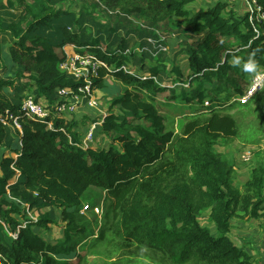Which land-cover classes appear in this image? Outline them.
Returning a JSON list of instances; mask_svg holds the SVG:
<instances>
[{
    "label": "trees",
    "instance_id": "1",
    "mask_svg": "<svg viewBox=\"0 0 264 264\" xmlns=\"http://www.w3.org/2000/svg\"><path fill=\"white\" fill-rule=\"evenodd\" d=\"M203 1L81 0L73 11L62 6L75 0H0V264H261L235 243L232 220L264 226V163L236 188L235 161L216 146L240 138L241 117L264 133V83L246 104L237 101L264 70V22L250 24L221 0L189 10ZM251 2L264 13V0ZM176 35L185 41L176 39L170 56ZM65 47L106 65L94 87L108 75L125 86L101 125L105 147L83 150L75 145L81 125L56 119L48 129L23 108L31 97L53 114L57 91L77 87L59 68L67 57L54 54ZM249 60L254 76L243 67ZM234 106L238 113H225ZM94 192L103 198L100 222L84 215ZM56 210L62 233L48 241Z\"/></svg>",
    "mask_w": 264,
    "mask_h": 264
},
{
    "label": "rangeland",
    "instance_id": "2",
    "mask_svg": "<svg viewBox=\"0 0 264 264\" xmlns=\"http://www.w3.org/2000/svg\"><path fill=\"white\" fill-rule=\"evenodd\" d=\"M216 1L217 0H205L203 2L195 3V4H192L189 6V10H191L192 12H195L197 9H200V8L201 9L202 8L203 9L204 8H210V7L214 6ZM80 6H81V0H75V3L70 5V7L68 6V4H66V5L62 6V9L63 10H69L70 9L73 11H78ZM89 9L93 10L90 13V15H92V16L97 15L98 20L100 22H103L105 20L106 17L103 14L95 11V9L92 7H88V10ZM231 9H233V8H231ZM234 12L237 13L238 15H242L244 13L241 10H238L237 12L234 11ZM130 20H132L136 24L140 23V20L139 21L135 20L134 17H130ZM176 36L174 38H172V41H171L172 44L169 45V50H167V52H168L167 54H169L170 56H172V54L180 48V45L178 42L184 40V38L181 37V35H179V36L176 35ZM176 39H178L179 41L176 42L175 41ZM186 42H187V44L191 45V44H193L194 39H187ZM102 47L105 48L104 46H102ZM39 49L42 50L45 54L48 52V50L46 48H39ZM163 50H165V49H163ZM73 53L74 52H73V49L71 47H65V49H63L61 51H54V54L58 55L60 58H64V57L68 58L71 55H73ZM176 64L180 68H182V70H185V74L187 73V71H186V65L187 64H186V58H185L184 54H181L176 58ZM100 70H101V68L99 66V68L96 70V76L93 77L91 81H94L98 78V76L100 75ZM250 75L254 76V72L253 71L250 72ZM254 77H253V79H254ZM75 80L78 81L76 78H75ZM104 82H105L106 86H104L103 88L99 89V88L94 87V85H93V87L90 89L91 100L93 102H95V101L99 102V111H100L99 113H98V111L92 110L96 114L94 115L91 113V115H90L88 110L84 107V100L73 101L72 106H71V110L64 109L62 112H59V113L57 112V114H55L53 116L54 117V118H52L53 120L51 119V121L47 123L48 129H50L51 122L52 121L55 122L56 119H60L63 121H67L68 119H70L72 122L79 123V122H82L85 117H88L85 119V124L83 122V123H79L77 125V126H79L80 124H84L87 126H85V128H83V129L81 127L79 130H75V132L80 135V139H81V140H79L80 143L75 144V145L79 148H82L83 150H86L87 148H89V146H87L83 142V138H84L85 132L87 133V131H88L87 129L92 124V122L90 120L91 119H93V120L99 119L101 114L107 115L110 112L111 99L116 95V93H118L117 96H119L122 93V91L125 89V86H120L119 84H115L114 86H111L113 82H110L109 75L104 78ZM185 83H188V82H185ZM78 87H80L79 83L75 89H72L71 91L68 90L67 92H69V93L70 92H77ZM249 89H250V87H249ZM19 95L23 96L24 92H20ZM158 96L162 100H164L165 98L168 99V97H169L167 94H162V95L159 94ZM208 103L206 105L205 104L204 105L208 106ZM58 106H60V105H58ZM187 107H188L187 105H184L183 108L179 109V112L174 113V117H177V114L182 115V114L186 113L188 110ZM253 107L254 106L252 105V103H250L248 109H252ZM194 109L195 108H192L191 110H194ZM111 110H112V112L116 113L114 111V108ZM239 110H240L239 106H234L233 108L226 109L224 111H225V113H230V114L235 113L236 114V113H238ZM175 111H177V110H175ZM241 119H242V122L240 125V131H241L240 138H237L228 144H225L223 142H219L216 146L217 147L216 151L223 154L225 159H227L230 162L235 161V165H234L235 176L233 178L232 184L234 187L239 188V189H242L245 181L249 178L251 171H252L253 167L255 166V164H257L260 161H262L264 163V133H263V131H261L260 127L257 126L258 124L256 122H254V120H253L254 118L245 116L243 118L241 117ZM179 122H180V118L173 120V124H175L176 126H177V124H179ZM238 125H239V122H238ZM251 141H254L255 143L257 141V143L252 144ZM98 142L101 145H99V146L97 145V147H102V146H105L107 144L105 139L98 140ZM1 152L7 153V151H5V150H2ZM244 153H246V154L249 153L250 160L247 163H244L242 158H241V156ZM91 190H93V188L90 190H87L86 193H88ZM89 198L91 199V201H93V203H90L87 200V201L83 202V205H88L91 208L93 207V209H90V211H86L84 213V215L87 217V219L90 222H94L95 220L100 222L101 221V215H102V204L101 203L103 201V198H98V196L96 195L95 192L90 193ZM82 199H83V197H82ZM85 209H86V207L84 208V210ZM42 213H43V211L28 212L29 218H34V219H37V215L42 214ZM54 218H55L57 224L51 225L50 231L48 232V234H46V233L44 234L48 241L59 238L61 236V233H62L61 225H60V223L58 224V222L60 220V210H56L54 212ZM205 218H206V215H203L202 220L204 222L206 220ZM206 223H209V222H206ZM232 226H233L232 233L234 235L233 238H234L235 243L239 246H242L241 245V243H242L243 246H245L244 249L249 250L253 254L252 256L256 260L260 259L259 262L262 264V262H264V226H263L262 222L260 220H259V222H255V221L249 220L247 217H245L242 220L236 218V219L232 220ZM96 232H97V227H96L95 233ZM93 240L94 239H91V242H93ZM91 245H92V243L88 244L85 249L89 250ZM89 258L91 260H98V257H96V256H92Z\"/></svg>",
    "mask_w": 264,
    "mask_h": 264
},
{
    "label": "built area",
    "instance_id": "3",
    "mask_svg": "<svg viewBox=\"0 0 264 264\" xmlns=\"http://www.w3.org/2000/svg\"><path fill=\"white\" fill-rule=\"evenodd\" d=\"M227 5L228 9L235 7L238 5V7L243 8L244 13L249 14V23L253 24L256 22H264V13L260 8H258L254 2H251V0H223ZM257 32V31H256ZM259 35V34H257ZM161 40H164L163 38ZM129 51H126L125 54H128ZM106 68V65L103 64L101 61H99L96 57L90 56V55H78L73 54L70 57L66 58V60L59 65V68L61 71L66 72L69 76H71L74 80L75 78L78 80L77 82L80 84V87H78L77 92H67V89L58 90L57 94L60 97V106H56L53 109V114L43 108L41 105H38L35 103L33 98L29 97L23 102V108L27 111L26 115L30 119H35L37 121H51L53 116L57 114V112H62L64 109L71 110V106L73 101H80L84 100V107L89 111H99V102L95 101L93 102L91 100V92L90 89L94 85V81H91L93 77L96 76V70L99 68ZM122 69L124 71H128L129 73L133 74L135 72V69L131 67L123 66ZM76 81V80H75ZM264 83V70L258 73L253 81L252 85L250 86V89L246 93L245 96L239 98L237 101L240 104H246L249 99L261 88V86ZM71 91V90H69ZM9 116V120L12 119V116L10 114H7ZM106 117V114H101L100 118L98 120L93 121L91 126L86 130L85 132L83 142L87 146H92L95 143V140L97 139L98 132L97 129L100 128L102 125L104 119ZM53 120V119H52ZM13 125L18 130L20 129L19 125L16 123V120L13 118ZM47 122V123H48ZM3 125H6L5 120H2ZM54 121L50 124V129L53 128ZM61 131H63L61 129ZM97 134V135H96ZM244 163L249 162L250 157L249 153H244L241 156ZM34 219V218H32ZM36 220V219H34Z\"/></svg>",
    "mask_w": 264,
    "mask_h": 264
},
{
    "label": "crops",
    "instance_id": "4",
    "mask_svg": "<svg viewBox=\"0 0 264 264\" xmlns=\"http://www.w3.org/2000/svg\"><path fill=\"white\" fill-rule=\"evenodd\" d=\"M221 1H223V0H221ZM223 2H224V1H223ZM232 8H233V10L236 11V12H237L238 10L243 11V8L238 7V5L235 6V7H232ZM229 10H232V9H231V8H230V9L227 8V11H229ZM110 82H112V81L110 80ZM112 85H113V83H112ZM112 85H111V86H112ZM114 111H115V109H114ZM88 112H89L90 115H91V113L94 114V115L96 114V113H94V111H89V110H88ZM98 113H99V112H98ZM101 113H102V112H101ZM86 118H88V117H85L84 120H83L82 122H79V123H83V122H84V124H85V119H86ZM69 120H70V119H68V121H69ZM97 120H98V119H97ZM90 121H91V122H93V121L96 122V119H95V120L91 119ZM90 121H89V122H90ZM89 122H88V123H89ZM91 122H90V123H91ZM73 123H74V126H77V125L79 124V123H75V122H73ZM84 124H80L81 126L75 128V130H79L81 127H82V129L85 128V126H87V125H84ZM97 132H98V136H97V139L95 140V142H96V141H97V142H96L95 144H93L92 146H90V147H95V146L97 147V145H98V146L101 145V144L98 142V140H102V139H105L106 142L108 143V139H107V138H105L104 136L101 137V126H100V128L97 129ZM106 145H107V144H106ZM102 147H105V146H102ZM244 247H245V246H244ZM247 251H249V250H247ZM249 252H250V251H249ZM262 264H264V262H262Z\"/></svg>",
    "mask_w": 264,
    "mask_h": 264
},
{
    "label": "clouds",
    "instance_id": "5",
    "mask_svg": "<svg viewBox=\"0 0 264 264\" xmlns=\"http://www.w3.org/2000/svg\"><path fill=\"white\" fill-rule=\"evenodd\" d=\"M227 8H228V5H227ZM236 63L237 64L240 63L239 59H237ZM243 67L245 71L251 72V71H255L256 65H255V62L249 60L247 63L244 64Z\"/></svg>",
    "mask_w": 264,
    "mask_h": 264
}]
</instances>
